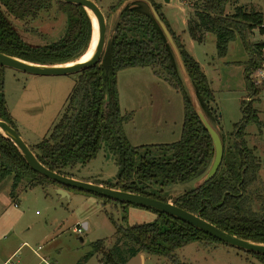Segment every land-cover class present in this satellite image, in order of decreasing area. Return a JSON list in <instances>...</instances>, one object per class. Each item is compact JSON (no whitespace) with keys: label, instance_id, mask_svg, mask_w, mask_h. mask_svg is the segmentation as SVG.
<instances>
[{"label":"trees","instance_id":"1","mask_svg":"<svg viewBox=\"0 0 264 264\" xmlns=\"http://www.w3.org/2000/svg\"><path fill=\"white\" fill-rule=\"evenodd\" d=\"M127 1L130 0H116L109 13H116ZM149 1L173 36L202 110L213 126L220 118L213 107L215 98L207 77L170 28L161 7ZM238 1L200 0L193 5L194 18L189 21L188 30L198 44L204 41L206 34L214 35L219 58H226L230 43L237 40L242 43L249 56L244 65L246 89L249 96H253L258 90L251 76L263 65L258 57L264 43L249 45V41L255 29L263 31L264 17L239 6ZM54 5L66 18L60 39L45 46L25 42L14 23L34 21L43 12L52 10ZM229 6L233 7L232 14L227 13ZM92 33L91 19L80 6L59 0H0V54L37 65H64L79 60L87 52ZM132 68H151L156 76L163 78L182 95L184 123L179 142L142 147H133L129 143L124 128L132 116L121 112L117 75ZM3 69L0 67V120L17 130L2 92ZM241 112L242 120L229 135L232 146L227 148L224 138H221L224 155L216 176L201 188L176 198L174 205L230 235L264 244V207L260 212L254 211L253 205L259 197L251 190L259 182L261 163L245 142L246 127L251 123L260 125V122L257 112L244 101L241 102ZM103 147L113 154L118 166L116 181L103 186L165 203L169 202V188L197 182L209 170L214 159L213 141L192 106L171 46L149 5L142 0L131 2L121 10L115 35L101 61L78 74L65 113L49 136L30 149L46 168L73 178L71 171L90 163ZM9 177L12 178V195L26 180L28 187L32 188L53 184L67 192L73 190L32 171L17 148L0 135V183ZM92 196L105 203L119 205L124 211L133 206ZM150 211L157 215L154 223L131 228L115 225L118 240L113 248L101 254L103 242H98L94 246L95 253L101 254L107 264H127L141 254L173 261L175 252L190 244H223L176 218ZM122 244L129 249L123 250ZM246 254L264 264V256Z\"/></svg>","mask_w":264,"mask_h":264},{"label":"rangeland","instance_id":"2","mask_svg":"<svg viewBox=\"0 0 264 264\" xmlns=\"http://www.w3.org/2000/svg\"><path fill=\"white\" fill-rule=\"evenodd\" d=\"M96 1L107 20L106 51L115 35L121 10L113 14L109 13L110 6L116 0ZM152 1L161 5V12L168 18L170 24H175L178 30H186L187 33V19L194 18L193 5L200 0ZM238 4L264 17V0H239ZM228 9L229 12L234 11L233 7L229 6ZM65 21V15L54 5L52 10L43 12L34 21L14 24L25 42L33 46H45L60 39L65 29ZM261 30L263 31L257 28L253 31L249 45L264 43V29ZM207 35V42L195 45L193 49L214 94L213 107L218 112L220 120L214 123L213 127L220 137L224 138L225 146L227 148L232 146L233 142L229 135L243 118L242 101L251 105L257 112L260 122V125L251 123L245 129L247 147L254 152L261 163L259 182L251 189L253 194L259 197L253 209L260 212L264 207V79L253 77L259 69L253 72L251 80L258 91L255 95L249 96L244 75V65L249 59L247 53L244 58L242 51L239 50L238 41H234L229 44L226 58H219L215 36ZM258 58L261 65L264 64V49ZM1 76L2 92L8 112L21 138L29 147H32L49 136L51 129L65 113L68 98L78 75L41 77L4 68ZM182 80L188 91L183 78ZM145 82L141 80V83ZM150 90L151 92L146 93L145 96L143 95L145 92L134 90L132 93L134 98L123 104L122 108L120 107L123 115H131L134 120L131 119L132 122L127 123L130 124L128 131L134 135L141 134L143 136L141 141L146 137L152 141L153 138L158 137V134L160 136L168 134L162 137L161 141L167 139L165 140L167 142L163 143L179 142L184 123L182 95L175 89H171L169 96L149 98L151 93L158 94L155 89L150 88ZM125 106L128 107L129 112L137 111V116L134 118L129 112L125 114ZM168 108L172 110V113ZM165 123L167 124L164 125ZM71 174L79 181L106 185L116 181L118 166L113 154L103 147L95 159L85 166H77ZM28 183L27 180L23 181L14 195H12V178L9 177L0 183V264L7 262L11 264H107L101 254L112 249L118 240L115 225L131 228L152 224L157 219L153 211L140 207H127L124 211L121 206L105 203L92 195L72 190L68 192L69 198H65L58 194L59 187L53 184L32 188L28 187ZM195 183L169 188L167 190L170 195L169 203L174 204L176 198L195 189ZM84 224L87 225V229L84 228ZM78 229L82 232L76 233L75 230ZM98 242H103L101 254L95 253L94 246ZM122 247L123 250L129 249L123 244ZM127 264L262 263L233 247L196 242L177 250L173 261L141 254Z\"/></svg>","mask_w":264,"mask_h":264},{"label":"water","instance_id":"3","mask_svg":"<svg viewBox=\"0 0 264 264\" xmlns=\"http://www.w3.org/2000/svg\"><path fill=\"white\" fill-rule=\"evenodd\" d=\"M67 4H73L82 7L89 15L92 27V17L96 19L98 36L97 46L92 54V57L86 62H80L79 60L64 65H37L29 63L5 54H0V67L14 69L29 75L41 76V77H64L71 75H78L81 72L95 67L102 59L106 47V34H107V20L102 12L101 8L94 0H59ZM139 0H130L125 2L120 10L131 2ZM145 1L152 12L154 19L161 28L164 36L166 37L171 49L177 60L180 73L184 82L187 86L188 93L190 95L192 106L198 115L201 123L203 124L206 131L209 133L213 145H214V159L212 165L206 174L201 177L195 183V189H199L208 182H210L218 173L219 168L223 161L224 147L222 139L218 131L212 126L207 117L205 116L199 99L195 93L193 84L187 72L186 66L182 59L179 48L177 47L173 36L171 35L168 27L165 25L157 10L149 0ZM93 38V33H92ZM92 41V39H91ZM91 45V43H90ZM0 135L9 140L22 155L29 168L37 173L38 175L47 178L53 183L59 184L63 187L78 190L86 194H92L101 198H105L121 204L133 205L141 208L155 210L167 214L173 218H176L197 230L211 236L212 238L220 241L226 246L233 247L245 253H252L256 255L264 256V244L255 243L252 241L244 240L236 236L230 235L229 233L220 230L213 224L205 221L201 217L187 212L172 203H165L156 199L144 197L141 195L127 193L116 189H111L103 185H95L89 182L79 181L73 178L62 176L56 172H53L42 165L30 147L24 142L19 135L18 131L11 127L8 123L0 120ZM58 194L62 197L69 198V194L64 189H58ZM84 228L87 229V225L84 224Z\"/></svg>","mask_w":264,"mask_h":264},{"label":"crops","instance_id":"4","mask_svg":"<svg viewBox=\"0 0 264 264\" xmlns=\"http://www.w3.org/2000/svg\"><path fill=\"white\" fill-rule=\"evenodd\" d=\"M157 5L161 7V5H159L158 3H157ZM227 13L232 14L233 12H229V9H227ZM164 17H165L166 21L168 22L172 31L181 40V43L184 46V48L186 49V51L190 54V56L193 57V59L195 61H197L200 64L199 58L197 57V55L195 54V51L193 49V47L195 45H198V43L193 41V39L189 35V30H188V23L193 18L187 19V22H186L187 33H186V30H182V31L178 30L175 27V24H170L168 18L166 16H164ZM209 38H211V37H209ZM206 39L208 40L207 34L205 35L204 41L202 43H199V45L205 44L207 42ZM237 41L240 45L239 50L242 51L243 57L245 58L246 57L245 48L239 40H237ZM141 80H145L146 82L141 83ZM147 81H148V83H147ZM149 83H150V85H148ZM117 87H118V92H119V102H120L121 108L123 107V104H126L128 101H130L134 98V95H132L134 90H137L140 92H145V94H143L145 96L146 93L151 92L150 88L152 90L155 89L158 94L152 95V93H151L149 95L150 96L149 98H153L154 96H163V95L169 96V94H170L169 91H171V89L173 90V87L168 82L163 80V78L156 76L154 74V71L151 68H132V69H127V70L119 72L117 75ZM168 106H170V101H168ZM168 110L172 113V110L170 108H168ZM128 112H129L128 107L125 106V114H128ZM129 113H132L134 118L137 116V111H131ZM162 123L163 122H161V124ZM166 124L167 123H165L164 125H166ZM174 124L176 126V123H174ZM129 125L130 124H127L125 126V134L127 136L129 143L133 147H139V146H145V145H170L167 143H163V142H167V141H165L167 139L161 141L162 137H164L168 134H165L164 136H160L158 134V137L153 138L152 141H150L149 137H146L143 141H141L143 139V136L141 134L134 135V134L130 133L128 131V128H130ZM162 129H164V128H162ZM162 129H160V131ZM170 134H172V132ZM173 134H174V132H173ZM73 179L78 180L77 178H75V176H73ZM89 183H91V182H89Z\"/></svg>","mask_w":264,"mask_h":264},{"label":"bare ground","instance_id":"5","mask_svg":"<svg viewBox=\"0 0 264 264\" xmlns=\"http://www.w3.org/2000/svg\"><path fill=\"white\" fill-rule=\"evenodd\" d=\"M92 21H93V38L91 41V45H89L87 52L79 59L80 62L88 61L92 57V54L97 46V36H98L97 22L94 17H92Z\"/></svg>","mask_w":264,"mask_h":264},{"label":"built area","instance_id":"6","mask_svg":"<svg viewBox=\"0 0 264 264\" xmlns=\"http://www.w3.org/2000/svg\"><path fill=\"white\" fill-rule=\"evenodd\" d=\"M262 29H264V25L262 26ZM263 67H264V64L261 66V68H263ZM260 69H259V71L257 73L253 74L254 76L253 75L252 76L255 77V78L264 79L263 78L264 77V69H261V70ZM16 207H17V205H16ZM75 232L76 233H81L82 231L80 229H78L77 231L75 230ZM6 264H11V263L7 262Z\"/></svg>","mask_w":264,"mask_h":264}]
</instances>
